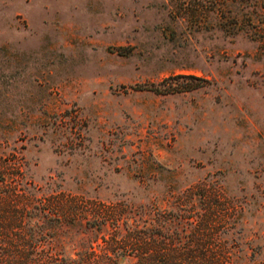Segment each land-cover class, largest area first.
<instances>
[{
  "label": "rangeland",
  "instance_id": "1",
  "mask_svg": "<svg viewBox=\"0 0 264 264\" xmlns=\"http://www.w3.org/2000/svg\"><path fill=\"white\" fill-rule=\"evenodd\" d=\"M159 211L264 260V0H0V248L131 264Z\"/></svg>",
  "mask_w": 264,
  "mask_h": 264
},
{
  "label": "trees",
  "instance_id": "2",
  "mask_svg": "<svg viewBox=\"0 0 264 264\" xmlns=\"http://www.w3.org/2000/svg\"><path fill=\"white\" fill-rule=\"evenodd\" d=\"M160 91L170 93L172 88L166 86ZM152 221L154 230L150 233L140 229L131 230L124 238H129L134 244L131 257L135 261L131 264H237L243 259L253 258V254H243L240 250L227 246L219 233L198 228L199 225H207L204 220L193 224L191 220L178 214L171 217L164 211H159ZM186 227L192 229L182 234L179 229ZM123 255L122 250L111 253L105 250L93 258L83 255L79 264H117V259ZM40 256L39 253L28 251L9 255L3 247L0 248V264H38ZM72 262L69 261L68 264H75ZM252 264H264V260Z\"/></svg>",
  "mask_w": 264,
  "mask_h": 264
}]
</instances>
